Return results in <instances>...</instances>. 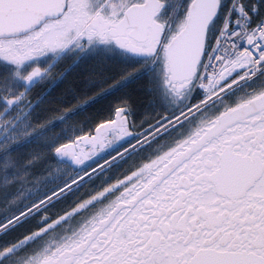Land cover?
<instances>
[{"label": "snow or ice", "instance_id": "obj_1", "mask_svg": "<svg viewBox=\"0 0 264 264\" xmlns=\"http://www.w3.org/2000/svg\"><path fill=\"white\" fill-rule=\"evenodd\" d=\"M0 264H264V0H0Z\"/></svg>", "mask_w": 264, "mask_h": 264}]
</instances>
